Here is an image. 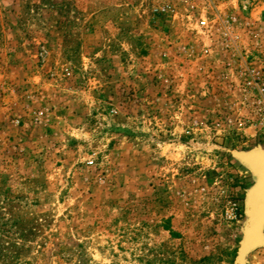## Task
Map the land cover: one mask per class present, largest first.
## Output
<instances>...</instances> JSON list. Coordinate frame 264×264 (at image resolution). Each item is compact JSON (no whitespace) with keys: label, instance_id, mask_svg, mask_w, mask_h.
I'll use <instances>...</instances> for the list:
<instances>
[{"label":"rangeland","instance_id":"374dc122","mask_svg":"<svg viewBox=\"0 0 264 264\" xmlns=\"http://www.w3.org/2000/svg\"><path fill=\"white\" fill-rule=\"evenodd\" d=\"M259 151L264 0H0V264H264Z\"/></svg>","mask_w":264,"mask_h":264},{"label":"water","instance_id":"95a60500","mask_svg":"<svg viewBox=\"0 0 264 264\" xmlns=\"http://www.w3.org/2000/svg\"><path fill=\"white\" fill-rule=\"evenodd\" d=\"M241 160L245 161L252 172L256 175V183L254 187L250 190L248 196V205H249V221L247 229L251 231L246 240L241 245L239 262L243 260V257L246 251L255 245H257L264 236H262V226H264V200L260 203H256V198L254 196L255 192L261 189H264V151H259L257 153L240 155L236 154Z\"/></svg>","mask_w":264,"mask_h":264},{"label":"bare ground","instance_id":"6f19581e","mask_svg":"<svg viewBox=\"0 0 264 264\" xmlns=\"http://www.w3.org/2000/svg\"><path fill=\"white\" fill-rule=\"evenodd\" d=\"M254 196L256 198V203H258V202L260 203V201L262 202V200H264V189H261L260 193H259V191H257V193L255 192ZM262 203H264V202H262Z\"/></svg>","mask_w":264,"mask_h":264}]
</instances>
